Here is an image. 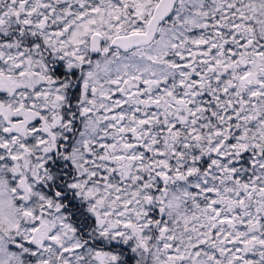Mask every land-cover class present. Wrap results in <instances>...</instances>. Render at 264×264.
<instances>
[{"label": "snow or ice", "instance_id": "snow-or-ice-1", "mask_svg": "<svg viewBox=\"0 0 264 264\" xmlns=\"http://www.w3.org/2000/svg\"><path fill=\"white\" fill-rule=\"evenodd\" d=\"M0 264H264V0H0Z\"/></svg>", "mask_w": 264, "mask_h": 264}]
</instances>
